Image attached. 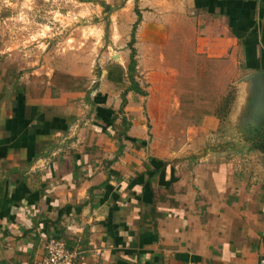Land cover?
<instances>
[{
  "label": "crops",
  "instance_id": "crops-1",
  "mask_svg": "<svg viewBox=\"0 0 264 264\" xmlns=\"http://www.w3.org/2000/svg\"><path fill=\"white\" fill-rule=\"evenodd\" d=\"M137 7L136 29L137 13L118 41L123 53L101 71L89 35L69 51L0 40V264L38 260L49 237L78 250L79 264H259L264 255V171L221 160L214 111L182 126L181 146L205 148L195 156L152 137L165 49L186 59L191 44L201 59L233 64L239 52L245 71L264 77V0ZM133 32L146 94L127 91Z\"/></svg>",
  "mask_w": 264,
  "mask_h": 264
},
{
  "label": "rangeland",
  "instance_id": "rangeland-1",
  "mask_svg": "<svg viewBox=\"0 0 264 264\" xmlns=\"http://www.w3.org/2000/svg\"><path fill=\"white\" fill-rule=\"evenodd\" d=\"M135 4L136 0H0V30L5 32L0 33V40L28 48L47 41L69 51L89 35L92 67L101 71L116 59V53H123L118 41L127 19L137 13ZM188 45L186 59L176 49L164 50V66L169 69L153 90L156 128L152 137L160 149L170 137L171 145L164 147L171 154L195 156L205 148L198 146L195 154L181 146L188 137L182 126L198 123L214 111L220 119L214 145L221 160L235 157L239 169L260 174L264 171V138L258 139L257 129L264 125V77H258L259 71H245L239 52L233 64L229 58L201 59ZM174 76L177 80L169 82ZM250 79L246 89L245 81ZM165 102L169 112H165Z\"/></svg>",
  "mask_w": 264,
  "mask_h": 264
},
{
  "label": "built area",
  "instance_id": "built-area-1",
  "mask_svg": "<svg viewBox=\"0 0 264 264\" xmlns=\"http://www.w3.org/2000/svg\"><path fill=\"white\" fill-rule=\"evenodd\" d=\"M81 254L67 244L55 237H49L44 243V254L34 262L27 260L19 264H79ZM9 264V263H6ZM259 264H264V255L260 257Z\"/></svg>",
  "mask_w": 264,
  "mask_h": 264
},
{
  "label": "trees",
  "instance_id": "trees-1",
  "mask_svg": "<svg viewBox=\"0 0 264 264\" xmlns=\"http://www.w3.org/2000/svg\"><path fill=\"white\" fill-rule=\"evenodd\" d=\"M136 12L138 15L137 21L134 24L133 29H136L138 21L140 20L141 17V13L140 10L138 9V7L136 8ZM135 40V36H134V32H133V36H132V40H131V46H132V53H131V57H130V62L128 64V73H129V79H130V86L128 87L127 91L129 90H134L143 94H146V91L140 86V84L136 81L135 79V74H136V70H137V58H136V51L133 47V43ZM123 123L125 124V126H127V121L126 118L123 119ZM257 130H260V133H258L257 137L258 139H263L264 138V125H262L261 127H259ZM262 130V132H261Z\"/></svg>",
  "mask_w": 264,
  "mask_h": 264
},
{
  "label": "water",
  "instance_id": "water-1",
  "mask_svg": "<svg viewBox=\"0 0 264 264\" xmlns=\"http://www.w3.org/2000/svg\"><path fill=\"white\" fill-rule=\"evenodd\" d=\"M97 87L94 88V90L96 89Z\"/></svg>",
  "mask_w": 264,
  "mask_h": 264
}]
</instances>
